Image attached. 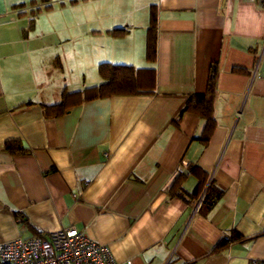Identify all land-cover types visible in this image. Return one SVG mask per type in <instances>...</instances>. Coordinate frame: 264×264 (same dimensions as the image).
<instances>
[{"label":"crops","instance_id":"1","mask_svg":"<svg viewBox=\"0 0 264 264\" xmlns=\"http://www.w3.org/2000/svg\"><path fill=\"white\" fill-rule=\"evenodd\" d=\"M31 1L0 0V244L74 228L120 264H264L262 1ZM102 63L154 70V92L45 117L64 93L103 84ZM213 77L217 126L204 146L203 119L172 121ZM8 141L29 152L12 155ZM192 163L223 192L210 211L168 193ZM234 233L242 240L215 250Z\"/></svg>","mask_w":264,"mask_h":264},{"label":"trees","instance_id":"2","mask_svg":"<svg viewBox=\"0 0 264 264\" xmlns=\"http://www.w3.org/2000/svg\"><path fill=\"white\" fill-rule=\"evenodd\" d=\"M48 2L49 0H39ZM86 1V0H82ZM262 6H264V0ZM79 0H71L70 5H75ZM38 1L32 0L30 5H37ZM65 4H62L64 6ZM21 4L19 7H23ZM51 10V6L46 7ZM157 7L151 6L150 27L147 35L146 59L154 63L157 54ZM125 29H116L108 33L114 38H123L127 34ZM99 75L104 83L99 86L86 88L82 92L63 94L62 101L57 105L43 106V112L46 118H56L63 116L74 105L91 102L99 99H105L112 96H136L154 92L156 73L152 69H136L132 66L114 65L111 63H102L98 68ZM216 94V83L214 77L209 80L207 91L204 94L189 96L181 107L172 124L179 126L183 115L190 113L199 116L205 121L204 129L197 140L204 146L209 143L217 123L214 118V100ZM5 150L12 155L26 154L29 151L23 147L19 141H8L5 144ZM189 177L197 179L198 184L192 193H186L182 185ZM171 196H179L187 201L200 200L204 194L200 211L212 210L217 202L223 197V192L219 190L212 182L209 183L207 173L197 164L189 165L187 174L180 173L172 182L168 189ZM189 198V199H188ZM242 240L239 234L234 233L231 239H223L215 248L220 250L233 242ZM1 264V263H0Z\"/></svg>","mask_w":264,"mask_h":264},{"label":"built area","instance_id":"3","mask_svg":"<svg viewBox=\"0 0 264 264\" xmlns=\"http://www.w3.org/2000/svg\"><path fill=\"white\" fill-rule=\"evenodd\" d=\"M200 206V203H199ZM1 264H120L110 250L74 228L0 244ZM126 264H132L131 261Z\"/></svg>","mask_w":264,"mask_h":264},{"label":"water","instance_id":"4","mask_svg":"<svg viewBox=\"0 0 264 264\" xmlns=\"http://www.w3.org/2000/svg\"><path fill=\"white\" fill-rule=\"evenodd\" d=\"M203 197H204V195L202 196V198L200 199V205L202 204V202H203Z\"/></svg>","mask_w":264,"mask_h":264}]
</instances>
